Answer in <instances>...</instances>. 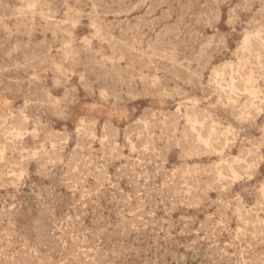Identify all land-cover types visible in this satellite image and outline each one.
Returning a JSON list of instances; mask_svg holds the SVG:
<instances>
[{
    "label": "clouds",
    "instance_id": "9594fccd",
    "mask_svg": "<svg viewBox=\"0 0 264 264\" xmlns=\"http://www.w3.org/2000/svg\"><path fill=\"white\" fill-rule=\"evenodd\" d=\"M0 264H264V0H0Z\"/></svg>",
    "mask_w": 264,
    "mask_h": 264
}]
</instances>
